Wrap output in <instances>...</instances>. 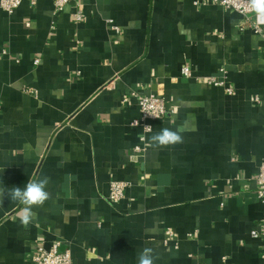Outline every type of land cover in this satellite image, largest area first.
<instances>
[{"label": "crops", "instance_id": "crops-1", "mask_svg": "<svg viewBox=\"0 0 264 264\" xmlns=\"http://www.w3.org/2000/svg\"><path fill=\"white\" fill-rule=\"evenodd\" d=\"M243 22L212 0L0 7V190L50 178L27 228L22 205L0 203V264H36L55 241L75 264H137L146 247L155 264H264V36ZM150 94L172 112L137 153ZM163 128L183 143L153 147ZM114 180L128 184L117 203Z\"/></svg>", "mask_w": 264, "mask_h": 264}, {"label": "built area", "instance_id": "built-area-1", "mask_svg": "<svg viewBox=\"0 0 264 264\" xmlns=\"http://www.w3.org/2000/svg\"><path fill=\"white\" fill-rule=\"evenodd\" d=\"M24 0H0V7L8 13H14L22 4ZM54 4V12L58 13L63 11L67 6L71 5L75 0H52ZM214 3L221 5L223 8L232 9L239 12L243 16V23L245 26H250L254 32L264 36V21L257 19L255 13L248 9V0H212ZM74 17L77 21H82L85 18V14L80 8H76L74 11ZM28 26L30 23L27 24ZM39 60L36 59L35 63ZM220 72L225 75V68H221ZM192 70L190 67L185 66L182 68V75L186 78L192 76ZM209 85L213 86H223L225 84V79L218 76H209L206 79ZM229 93L233 90L228 88ZM140 107V118H136L132 121L133 126H141L143 128V133L140 136L141 143L133 148L134 152H143L146 150V135L148 132L152 131V122L156 120H161L171 113L170 109L164 95L161 94H150L142 96L139 99ZM151 126V130L145 129V126ZM144 137L142 140L141 137ZM256 181L258 184V196L264 200V161L262 162L259 171L256 176ZM127 183L124 181L114 180L111 183L109 198L113 203H117L122 200L125 196V190L127 188ZM167 240L174 236V231L171 228L166 230ZM254 236H258L256 233ZM167 242V241H166ZM61 242L55 241L50 248L44 245H39L37 248V253L35 254L34 260L36 264H75L72 258L71 251L60 250Z\"/></svg>", "mask_w": 264, "mask_h": 264}, {"label": "clouds", "instance_id": "clouds-1", "mask_svg": "<svg viewBox=\"0 0 264 264\" xmlns=\"http://www.w3.org/2000/svg\"><path fill=\"white\" fill-rule=\"evenodd\" d=\"M248 9L255 13L258 20L264 21V0H248ZM145 129L150 131L151 126L146 125ZM141 139L143 140L144 137L142 136ZM150 143L157 149L168 148L183 143V137L179 129L163 128L151 135ZM49 182L50 178L44 176L39 179H29L23 188L13 186L7 192L0 190V203L7 197L11 201L22 205L19 218L22 226L27 228L34 217L32 209L34 207H42L50 199L49 192L46 190ZM156 258L153 249L146 247L140 252L137 264H155Z\"/></svg>", "mask_w": 264, "mask_h": 264}]
</instances>
